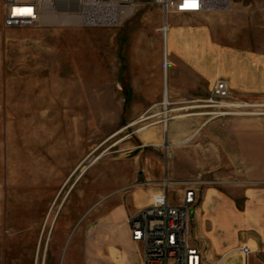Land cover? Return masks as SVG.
<instances>
[{"label": "rangeland", "instance_id": "rangeland-1", "mask_svg": "<svg viewBox=\"0 0 264 264\" xmlns=\"http://www.w3.org/2000/svg\"><path fill=\"white\" fill-rule=\"evenodd\" d=\"M152 1L136 0L118 27L8 28L0 0V264H92L86 230L104 212L199 173L212 181L198 187L191 211L205 264H264V112L217 115L208 102L224 80L231 101L264 103V61L254 55L264 51V0H216L208 18L173 14L210 28L205 75L172 54L169 32L159 44L140 42L162 27ZM144 53L168 72L157 101L143 93L156 87L132 83ZM183 188H169L172 202ZM102 204L108 210L95 211ZM236 237L244 251L229 255ZM127 245L121 237L94 253L96 264H122Z\"/></svg>", "mask_w": 264, "mask_h": 264}, {"label": "built area", "instance_id": "built-area-1", "mask_svg": "<svg viewBox=\"0 0 264 264\" xmlns=\"http://www.w3.org/2000/svg\"><path fill=\"white\" fill-rule=\"evenodd\" d=\"M212 0H153L163 16L161 31H169L170 15H194L212 10ZM4 25L8 28L58 25L47 17H68L75 23L94 27H118L136 11V0H4ZM79 22V23H78ZM70 24V23H69ZM210 106L215 114L226 111H263L264 103L231 101L228 82L221 80L213 87ZM229 103V104H228ZM232 104V105H231ZM169 180L153 202L128 217L131 239L141 246L140 264H205L206 256L195 243L192 234L191 211L196 202L198 187L212 184L202 173L185 182L181 202L170 200ZM247 251V250H246Z\"/></svg>", "mask_w": 264, "mask_h": 264}, {"label": "crops", "instance_id": "crops-1", "mask_svg": "<svg viewBox=\"0 0 264 264\" xmlns=\"http://www.w3.org/2000/svg\"><path fill=\"white\" fill-rule=\"evenodd\" d=\"M3 5H4L3 13H5L4 0H3ZM236 9H239L238 11H243L240 5L236 6V1H235L232 8V13L234 14V17H236V13H237ZM249 9L248 12L250 11ZM201 15L202 18L209 17V15L206 14V12H202ZM161 16H162V12H161ZM169 24H170V28L168 31L170 34L169 42L172 43V48H171L172 54L174 55L176 53H179L185 55L186 59H189L194 63L196 62L194 66H191V69L192 68L195 69L198 75H205L202 74L204 66L201 63L204 56L208 53V48L210 46L209 42L211 38V31L208 25L201 23L200 25L185 26L182 25L178 20H176L173 14L170 15L169 17ZM160 31L161 29L159 27L151 31L146 30L145 32H143L138 36L140 37V42H142V44L147 42L152 44H159L161 38ZM234 36H236V32H234ZM236 52H241V51L239 49L238 50L236 49ZM254 55L256 57L260 56L261 62L264 61L262 60V58L264 57V51L259 50ZM140 57L142 61L140 62L141 64L139 66L135 67L134 70L135 80L132 83L142 84V85L151 84L154 87H156L152 92L143 90L144 91L143 93L145 100L157 101L160 98L159 95L161 93L162 84L164 83L165 86V81L168 78L167 77L168 72L167 70H164L165 69L164 63H162L159 58H158L159 60L153 58L152 62H150L149 54L144 53ZM172 65H174L173 61H172ZM212 78L213 77H211V81H213ZM167 84L168 82L166 83V86L170 91V94L171 93L175 94L177 92L176 88L173 86L175 82L171 81L170 74H169V86ZM161 190L162 189L157 191L156 188H151V187L145 188L143 190H139L137 192H134L128 201L117 204L111 207L109 210L107 204L99 205V207L96 208L95 211L98 212L99 211L104 212L106 210L108 211H106V213L104 212L102 217L97 219V221L92 225H90L86 230L87 244L85 249L87 251L88 262L92 264H96L95 262L96 256H94L93 254L94 253L101 254L106 252V247L108 245L115 246L116 244L119 243L120 238L123 237L125 241L128 243V245L124 248L123 255H121V263L140 264L141 246L133 242L131 239L130 228L128 225V217L133 212L150 205L153 202V198L155 194L161 192ZM99 209H102L104 211H101ZM195 243L200 248H202L201 245L196 241V239H195ZM254 243L256 245V248H258L260 242L257 239H254ZM241 244L244 243H242L241 240L236 237V241H234L231 244L232 246L231 251H228L229 255L235 254L236 251L237 252L244 251L243 248H237ZM235 261L236 264H240L241 258L236 257Z\"/></svg>", "mask_w": 264, "mask_h": 264}, {"label": "bare ground", "instance_id": "bare-ground-1", "mask_svg": "<svg viewBox=\"0 0 264 264\" xmlns=\"http://www.w3.org/2000/svg\"><path fill=\"white\" fill-rule=\"evenodd\" d=\"M225 2H227V1H225ZM224 2V3H225ZM228 2H229V0H228ZM215 3H218V2H216V0H212L211 1V7L213 8L214 6H215ZM47 22H50V21H52V22H74L72 19H69L68 17H63V18H57V17H55V16H52V17H47L46 19H45ZM168 33V32H167ZM229 104V103H228ZM232 105V104H231ZM220 115H224V114H220ZM198 130H196L195 132H197ZM195 132H193V133H195ZM194 135V134H193ZM192 137V136H191ZM164 144L166 145V147L168 148V146H175V145H178V144H181V143H176V142H173V141H171V142H168V141H165L164 142ZM180 185V184H184V183H170L169 184V188L172 186V185ZM181 194H182V190H181Z\"/></svg>", "mask_w": 264, "mask_h": 264}]
</instances>
